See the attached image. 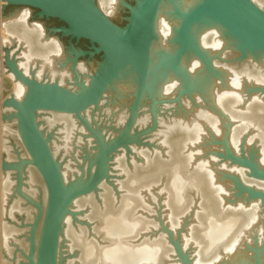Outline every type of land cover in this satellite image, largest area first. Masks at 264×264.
Instances as JSON below:
<instances>
[{"label": "water", "instance_id": "95a60500", "mask_svg": "<svg viewBox=\"0 0 264 264\" xmlns=\"http://www.w3.org/2000/svg\"><path fill=\"white\" fill-rule=\"evenodd\" d=\"M3 26L5 264H264V0H3Z\"/></svg>", "mask_w": 264, "mask_h": 264}, {"label": "bare ground", "instance_id": "6f19581e", "mask_svg": "<svg viewBox=\"0 0 264 264\" xmlns=\"http://www.w3.org/2000/svg\"><path fill=\"white\" fill-rule=\"evenodd\" d=\"M3 2V0H2ZM0 0V4L3 5V3ZM1 36H0V110H1V117H0V136H1V153L3 152V140H2V135H3V119H2V109L4 107V103L7 101L3 100L2 93L4 90V80L5 78H8L12 80L14 84V90L16 88V80L15 78L11 75L6 73L5 69V62H4V35H5V28L3 26V21H2V26L0 28ZM1 155V154H0ZM3 159V158H1ZM2 161V160H1ZM0 161V245H4L5 243V229H4V161ZM3 248V247H2ZM1 259V258H0ZM3 263L2 260L0 261V264Z\"/></svg>", "mask_w": 264, "mask_h": 264}, {"label": "rangeland", "instance_id": "374dc122", "mask_svg": "<svg viewBox=\"0 0 264 264\" xmlns=\"http://www.w3.org/2000/svg\"><path fill=\"white\" fill-rule=\"evenodd\" d=\"M1 2H2V0H1ZM2 21H3V5L0 4V28L2 26ZM0 36H1V32H0ZM3 52H4V48H3ZM13 92H14V84H13L12 80L5 78L4 90L2 93L3 100L6 101L12 95ZM2 113H3V109H2ZM0 115H1V110H0ZM2 119H3V114H2ZM2 130H3V128H2ZM2 140H3V143H2L3 144V148H2L3 152L2 153H1V146H0V154H1L0 155V161L2 160L1 162L4 161V132L2 135ZM0 143H1V136H0ZM1 158H3V159H1ZM0 258H1L0 261L2 260V262H3L1 264H5V243H4V245H2V244L0 245Z\"/></svg>", "mask_w": 264, "mask_h": 264}, {"label": "flooded vegetation", "instance_id": "af4514ba", "mask_svg": "<svg viewBox=\"0 0 264 264\" xmlns=\"http://www.w3.org/2000/svg\"><path fill=\"white\" fill-rule=\"evenodd\" d=\"M55 20V22H56V25H53L52 26V28H60L61 27V25H59V23H58V19H54Z\"/></svg>", "mask_w": 264, "mask_h": 264}]
</instances>
